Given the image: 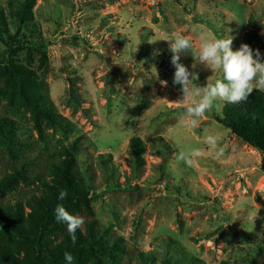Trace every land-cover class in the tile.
<instances>
[{
	"label": "rangeland",
	"instance_id": "obj_1",
	"mask_svg": "<svg viewBox=\"0 0 264 264\" xmlns=\"http://www.w3.org/2000/svg\"><path fill=\"white\" fill-rule=\"evenodd\" d=\"M19 1L0 0V30L3 22L10 34L0 37V66L18 41L25 76L16 91L0 69V210L15 206L28 232L52 190L84 192L87 202L68 210L85 221L76 242L62 222L46 239L49 250L75 247L73 264H264L261 156L215 120L225 102L196 128L180 125L167 42L187 35L195 54L199 33L231 35L233 51L247 44L264 61V0H33L21 27ZM180 56L197 85L222 78ZM215 133L220 158L204 142ZM194 148L203 156L188 166L179 157ZM79 241L97 247L81 251ZM5 255L25 264L30 249L0 232V264Z\"/></svg>",
	"mask_w": 264,
	"mask_h": 264
},
{
	"label": "clouds",
	"instance_id": "obj_2",
	"mask_svg": "<svg viewBox=\"0 0 264 264\" xmlns=\"http://www.w3.org/2000/svg\"><path fill=\"white\" fill-rule=\"evenodd\" d=\"M231 30L229 29L228 32ZM199 50L193 54V43L191 37L174 34L170 42V51L172 53L171 63L176 71L174 73V84L182 86V99L173 104L185 106V111L180 115V125L185 128H196L200 119L206 113L216 107L217 101L229 104H236L247 101L254 90H264V62H261L260 52L255 53L247 44H241L239 49L233 51L232 45L235 37L227 35L224 38H216L209 32L199 33ZM154 43V42H153ZM191 53L195 63L193 68L203 65L212 72L219 70L222 78L215 82L207 80L206 86H199L195 83L198 75L190 72L189 69L181 64L180 54ZM152 69H155L153 65ZM166 84V82H164ZM222 136L220 133L208 134L204 142L208 147L214 150L217 158L223 156V148L220 147ZM203 156V151L194 148L187 153H181L180 159L186 165L192 166L195 158ZM67 196L66 191H61L59 199L64 200ZM57 222L67 225L68 232L71 235L73 243L76 242V231L83 227L85 221L83 217L70 214L63 204H58L54 210ZM258 213L252 214L249 218L255 221ZM64 259L67 264H73L71 253L65 252Z\"/></svg>",
	"mask_w": 264,
	"mask_h": 264
},
{
	"label": "trees",
	"instance_id": "obj_3",
	"mask_svg": "<svg viewBox=\"0 0 264 264\" xmlns=\"http://www.w3.org/2000/svg\"><path fill=\"white\" fill-rule=\"evenodd\" d=\"M33 0H20V9L14 12L16 24L21 27L27 25L32 19L31 9ZM4 29L0 30V37L6 35L10 37L5 23ZM251 34L248 33L247 38L251 39ZM31 49L45 52V48L38 46L34 43H28ZM18 41L14 46L7 48L4 64L0 66L8 78L13 82V87L18 91V86L22 87L25 83V76L21 74L20 68L15 64L14 57L16 53L22 48ZM261 62H264L261 60ZM23 100L27 105H32V98L23 96ZM215 120L222 126L229 129L236 137L240 138L243 142L257 150L261 156L259 168L264 173V98L261 95H250L247 101L229 104L223 108L219 115L214 116ZM1 128V127H0ZM2 128L0 129V131ZM130 148L137 159L141 162V155L143 153L142 142L138 138L130 140ZM72 195L66 196L64 200H60L59 192L51 191L48 202L43 203L42 211L38 212L33 221L31 231L26 232V225L23 220L24 214L14 207H3L0 210V232L10 236L18 243L27 246L30 249L29 260L25 264H60L64 260L65 252H75V247H71L64 241L62 245L49 250L47 247L46 239L58 228V222L55 218V208L58 204H63L68 211L71 208H76L80 203L87 202V195L78 189H72ZM13 218V219H10ZM80 245L81 248L78 246ZM87 246V247H85ZM81 251L92 252L97 243L81 244L78 242L76 246ZM83 248V249H82ZM4 257V255H3ZM6 257V264H23L17 258Z\"/></svg>",
	"mask_w": 264,
	"mask_h": 264
}]
</instances>
